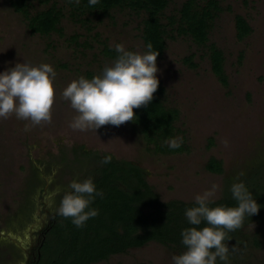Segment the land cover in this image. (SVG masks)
Masks as SVG:
<instances>
[{
	"label": "rangeland",
	"instance_id": "374dc122",
	"mask_svg": "<svg viewBox=\"0 0 264 264\" xmlns=\"http://www.w3.org/2000/svg\"><path fill=\"white\" fill-rule=\"evenodd\" d=\"M13 1L0 0V71L23 62L50 64L56 71L55 100L51 122L33 125L15 115L0 119V232L31 226L43 201L50 203L55 219L70 182L95 179L101 163L97 157L105 155L145 169L164 202H194L213 184L218 187L211 202L230 197L237 181L264 189V0H217L220 10L203 45L179 33L180 11L188 0L169 1L161 17L166 48L157 58V75L164 106L178 111L172 138H182L179 153L157 150L138 119L96 131L74 130L69 122L75 110L62 96L71 81L91 79L113 62L106 47L115 50L122 43L128 50L145 51L146 10L123 6L81 13L67 0H28L27 17ZM53 7L62 14L59 31L33 32L30 19ZM238 16L251 28L244 39L238 38ZM213 48L223 54L227 85L213 71ZM211 159L222 162V174L208 171ZM243 231L247 243L228 244V264H264V223ZM255 238L262 246L254 245ZM53 244L57 248V241ZM183 251L151 242L95 264H171V254ZM0 264H27L23 249L0 237ZM217 264L224 262L218 259Z\"/></svg>",
	"mask_w": 264,
	"mask_h": 264
},
{
	"label": "trees",
	"instance_id": "16d2710c",
	"mask_svg": "<svg viewBox=\"0 0 264 264\" xmlns=\"http://www.w3.org/2000/svg\"><path fill=\"white\" fill-rule=\"evenodd\" d=\"M170 0H97L96 4H90L89 0H75L69 2L81 13L95 12L98 10H111L117 7L129 6L136 10H146L148 19L145 21L143 39L145 43H151L153 50L159 52L157 58H161L165 52V25L162 23L163 12L167 9ZM198 0H188L182 6L179 19V33L189 34L197 44L203 45L208 41L209 30L220 10L217 0H201L206 5L201 8ZM18 12L29 16L28 0H15L12 2ZM62 14L55 7L39 13L30 19V27L33 32L50 34L59 31L57 28ZM174 22V19L172 18ZM238 38L244 39L251 32L246 20L240 16L236 18ZM108 57L116 58L118 53L114 49L106 47L104 50ZM213 71L224 85L227 79L223 72V54L212 49ZM164 88L159 84L153 94V100L147 107L134 109L138 122L141 123L143 133L148 142L154 143L157 150L162 153H179L183 146L171 148L165 143L173 137L174 123L177 120L178 111L168 110L162 101L161 95ZM97 157L100 167L98 176L94 179L102 196H97L91 207L99 210V214L87 220L83 227H77L71 218H65L59 214L55 216L51 224L52 229L47 232L43 241L41 264H95L107 261L112 256L125 254L130 249L141 248L151 242H156L168 247L185 250L181 243V231L192 227L184 215L185 209L194 206V202L172 200L164 202L159 194L148 183V173L139 165L117 160L113 156L109 163H104V157ZM207 169L213 174H222L221 161L211 159ZM260 205L258 214L245 216L242 226L229 234L228 244L240 246L247 243L244 234L246 226L264 223V189L257 191L250 187ZM261 190V191H258ZM224 205L237 206V201L230 197L217 202H210L211 207ZM205 224H201L200 228ZM56 233L53 232V230ZM55 233V234H54ZM57 241V248L53 244ZM49 244L53 247H49ZM254 245L262 246V242L254 239Z\"/></svg>",
	"mask_w": 264,
	"mask_h": 264
},
{
	"label": "clouds",
	"instance_id": "9594fccd",
	"mask_svg": "<svg viewBox=\"0 0 264 264\" xmlns=\"http://www.w3.org/2000/svg\"><path fill=\"white\" fill-rule=\"evenodd\" d=\"M89 3L94 5L97 0H89ZM115 50L117 57L99 75L91 79L79 76L63 89V98L76 113L69 122L72 129L96 131L105 125L118 127L137 119L134 109L147 107L153 100L160 82L157 75L161 71L157 65L160 53L153 50L151 43L146 44L143 52L128 50L122 43L116 44ZM55 78L56 71L47 63L23 62L5 67L0 71V119L15 115L33 125L51 122ZM165 143L175 149L180 147L182 138H171ZM223 143L228 146V140ZM111 159L110 155L106 156L103 162L109 163ZM217 187L213 184L210 189L196 194L194 206L185 209L184 215L192 227L181 231L185 251L171 254V264H217L218 259L228 264L229 234L242 226L245 216L258 214L260 205L243 181L234 182L230 187L237 206L211 207ZM68 188L58 214L83 227L87 220L99 214L91 205L103 193L92 177L73 179ZM202 223L205 226L198 227Z\"/></svg>",
	"mask_w": 264,
	"mask_h": 264
},
{
	"label": "water",
	"instance_id": "95a60500",
	"mask_svg": "<svg viewBox=\"0 0 264 264\" xmlns=\"http://www.w3.org/2000/svg\"><path fill=\"white\" fill-rule=\"evenodd\" d=\"M53 222L54 216L52 207L49 202L43 201L38 217L31 226L13 233L0 232V237L21 247L25 253L27 264H30L28 261L32 252L30 248H33L39 241L41 231L49 227Z\"/></svg>",
	"mask_w": 264,
	"mask_h": 264
},
{
	"label": "flooded vegetation",
	"instance_id": "af4514ba",
	"mask_svg": "<svg viewBox=\"0 0 264 264\" xmlns=\"http://www.w3.org/2000/svg\"><path fill=\"white\" fill-rule=\"evenodd\" d=\"M51 229H52V226L50 224L49 227L41 231L39 241L37 242L35 246H33V248H30L32 249L31 257H29L28 259L30 264H41L43 260V255L41 251L42 246H43V241H45L47 232H49Z\"/></svg>",
	"mask_w": 264,
	"mask_h": 264
}]
</instances>
